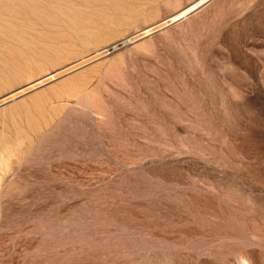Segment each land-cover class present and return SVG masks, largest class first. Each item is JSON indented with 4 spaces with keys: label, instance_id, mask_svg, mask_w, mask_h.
I'll return each instance as SVG.
<instances>
[{
    "label": "rangeland",
    "instance_id": "obj_1",
    "mask_svg": "<svg viewBox=\"0 0 264 264\" xmlns=\"http://www.w3.org/2000/svg\"><path fill=\"white\" fill-rule=\"evenodd\" d=\"M196 1L0 0V264H264V0Z\"/></svg>",
    "mask_w": 264,
    "mask_h": 264
},
{
    "label": "bare ground",
    "instance_id": "obj_2",
    "mask_svg": "<svg viewBox=\"0 0 264 264\" xmlns=\"http://www.w3.org/2000/svg\"><path fill=\"white\" fill-rule=\"evenodd\" d=\"M204 2V0H197L196 2L192 3L190 6H188L187 8L181 10L179 13H177L175 16L178 15H184L185 13H187L188 11H192L193 9L197 8L199 5H201ZM27 9V8H26ZM30 14H32L31 16H35L36 13L34 10L28 9L27 10ZM70 20V19H69ZM59 21H63L62 19ZM8 23V22H7ZM10 23V22H9ZM16 24V23H15ZM14 25V21L13 24ZM18 25V24H16ZM14 25V26H16ZM21 25V24H20ZM3 26L0 28V36H4L5 34L8 36H12V38L16 41H18V46L15 49L10 48V52L14 53L15 55H22L23 52L29 51V46L28 43L26 42V40L24 38H22V33L21 31H23V29H21V31H18L20 28L24 27L23 25L21 26H17L18 28H14L13 26H11L10 24H6L4 25H0ZM20 27V28H19ZM25 28V27H24ZM34 28V27H32ZM29 29V28H28ZM25 30V29H24ZM24 32V31H23ZM28 32V31H26ZM26 34V33H25ZM25 36V35H23ZM16 41V42H17ZM14 48V47H13ZM14 71H18V66L14 65L13 66ZM7 169V158H5L3 155H0V170L1 173L3 172V170ZM1 180V177H0Z\"/></svg>",
    "mask_w": 264,
    "mask_h": 264
}]
</instances>
